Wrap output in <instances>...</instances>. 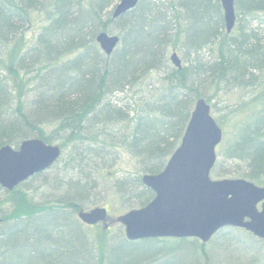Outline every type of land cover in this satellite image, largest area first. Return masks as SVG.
Masks as SVG:
<instances>
[{"label": "trees", "instance_id": "obj_1", "mask_svg": "<svg viewBox=\"0 0 264 264\" xmlns=\"http://www.w3.org/2000/svg\"><path fill=\"white\" fill-rule=\"evenodd\" d=\"M117 1L0 0V147L37 137L62 150L71 145L74 152L73 173L57 178L52 200L28 202L21 184L11 191L0 186L14 196L11 210L1 216L0 264H201L196 238L129 241L120 227L111 236V228L83 224L76 213L98 204L94 174L106 150L118 146L139 168L118 180L120 197L146 204L153 192L141 174L164 167L195 101L209 103L220 88L260 91L225 149L245 168L212 173L264 185V0H235L229 33L219 0H139L114 18ZM34 13L41 15L38 32L28 41L24 33ZM101 31L119 36L111 54L96 41ZM174 50L182 54L180 67L170 62ZM128 91L126 102L113 99ZM40 175L45 171L30 179ZM243 233L246 250L229 237L240 253L220 247L225 263L264 264V252H250L254 246L248 242L260 240Z\"/></svg>", "mask_w": 264, "mask_h": 264}, {"label": "water", "instance_id": "obj_2", "mask_svg": "<svg viewBox=\"0 0 264 264\" xmlns=\"http://www.w3.org/2000/svg\"><path fill=\"white\" fill-rule=\"evenodd\" d=\"M139 0H118L112 17L134 8ZM226 31L235 24V0H219ZM96 41L106 54H111L119 36L101 31ZM176 67L181 59L176 51L170 55ZM223 137L222 128L211 114L204 98L195 101L179 145L163 169L144 173L141 182L154 192L145 205L132 208L115 219L124 227L129 241L146 238L195 237L203 243L221 228H243L264 239V186L244 178L212 179L216 146ZM61 155L58 144L32 137L18 147H0V186L12 190L28 177L50 168ZM0 211V222L2 220ZM77 217L85 224L104 223L108 219L103 206L79 209ZM204 264H208L207 262Z\"/></svg>", "mask_w": 264, "mask_h": 264}, {"label": "rangeland", "instance_id": "obj_3", "mask_svg": "<svg viewBox=\"0 0 264 264\" xmlns=\"http://www.w3.org/2000/svg\"><path fill=\"white\" fill-rule=\"evenodd\" d=\"M41 15L34 13L31 15V22L30 25L26 27L24 37H26L29 40H31V36H34L35 33L38 32V26L39 22L38 19ZM234 32V31H233ZM33 43V41H30ZM16 43V41H13L10 43V47H12V44ZM178 56L182 58V54L178 52ZM171 54V51L168 53V55ZM183 61V60H182ZM171 62V61H170ZM152 83L157 84L158 79H154ZM260 89L250 87L245 90L241 89H234V88H224L219 89L216 94H213L214 97L212 101L209 102L211 114L213 117L218 121L220 127L223 130V138L220 144L217 146V161L216 163L218 166L216 167V163L214 165L213 169H218L219 167H225L227 169H234L237 167L245 168V165L241 163L240 161H237V159L234 158H228V156L225 154V149L228 148L229 145H231L236 138V134L238 133L239 125L243 123L246 119L247 112L244 110V108L247 105L254 104V101H252V97L254 94L259 93ZM130 91H128L126 94L124 93H117L113 95V99H122L123 102L127 101L126 96H130ZM117 99V100H118ZM25 100V99H24ZM129 115H132V112L129 113ZM57 143V142H52ZM58 144V143H57ZM15 147V146H14ZM74 155V152L72 151L71 145L67 148H64L62 150V154L58 161L48 170L45 171V175L37 176L35 179H30L28 182H24L21 184V189H23V195H25V198L28 202L29 200H32L34 202H43L52 200V197H57L56 193H54V185L56 184L57 178H61L64 176H67V174L70 176L71 173H73V170L70 166L69 160ZM71 157V158H70ZM101 167L99 168L98 173L96 172L94 174L93 184L96 187L93 191L94 194H96L97 198H100L98 202V206H106L108 209V218L114 219L116 216L124 213L126 210L134 207H137L136 200L135 199H128L124 200L120 197L121 193L118 189V180H120L122 175L125 174H131L138 171V163L134 156H132L129 152L123 150L118 147H111L108 150H106V159L104 163H100ZM213 171V170H212ZM211 177L215 178L217 177V174L211 173ZM227 177V176H226ZM228 177H236V176H228ZM221 178V177H218ZM47 179L50 180L48 184H44L43 182ZM52 184V185H51ZM51 185V186H49ZM127 193V192H126ZM127 195V194H126ZM128 196V195H127ZM14 196L0 192V208H1V214L8 213L12 206H13ZM91 206L86 207L90 208ZM109 223V221H108ZM104 224V223H103ZM120 227L118 225L112 227L111 230V236H114L115 234L118 235V231L116 229ZM228 231L221 233L220 235L216 236L215 238H212L207 243H204L203 247L204 249H201V245L199 243L200 240H196L198 245H196L197 249V258L202 260L203 264L205 261L204 255L209 259V264H226L227 262L226 258L222 257L220 255V252H223V250L220 247L224 248V244L226 247L227 254H239L240 252L234 251L231 247V243L229 242L228 238L233 240V244L238 248H243L246 250V244L243 242L244 239H246V234H244L241 230H235L232 228H228ZM241 231V232H240ZM235 238H241L237 242ZM259 240V239H258ZM248 242L252 246H254V249H251L250 252H264V243H261L258 241V243H255L254 241L250 240L248 238ZM228 244V245H226ZM202 250H204L202 252ZM225 252V250H224ZM238 257V256H237Z\"/></svg>", "mask_w": 264, "mask_h": 264}, {"label": "flooded vegetation", "instance_id": "obj_4", "mask_svg": "<svg viewBox=\"0 0 264 264\" xmlns=\"http://www.w3.org/2000/svg\"><path fill=\"white\" fill-rule=\"evenodd\" d=\"M108 217H109V216H108ZM108 221H109V223H108ZM96 225H102V223H97ZM105 225L107 226L106 228H112V227L118 225V226H120L121 229H123V227L121 226L120 223L115 222V220H114V219H111V218H108V219L105 221ZM103 226H104V224H103Z\"/></svg>", "mask_w": 264, "mask_h": 264}, {"label": "bare ground", "instance_id": "obj_5", "mask_svg": "<svg viewBox=\"0 0 264 264\" xmlns=\"http://www.w3.org/2000/svg\"><path fill=\"white\" fill-rule=\"evenodd\" d=\"M48 169H49V168H48ZM48 169H46V170H48ZM162 169H163V168H162ZM162 169H161V170H162ZM46 170H44V171H46ZM161 170H160V171H161ZM44 171H41V172H44ZM160 171H159V172H160ZM41 172H39V173H41ZM39 173H36V174H39ZM156 173H158V172H156ZM36 174H34V175H36ZM152 174H155V173H152ZM34 175H32V176H34ZM32 176L28 177L26 180H24L23 182L19 183L17 186H19L20 184L26 182V181L29 180ZM17 186H16V187H17ZM16 187H15V188H16ZM4 189H5V188H4ZM6 190H7V189H6ZM8 191H11V190H8ZM0 211H1V208H0Z\"/></svg>", "mask_w": 264, "mask_h": 264}]
</instances>
